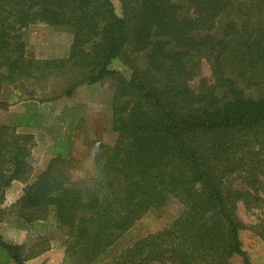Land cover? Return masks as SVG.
<instances>
[{
    "label": "trees",
    "instance_id": "1",
    "mask_svg": "<svg viewBox=\"0 0 264 264\" xmlns=\"http://www.w3.org/2000/svg\"><path fill=\"white\" fill-rule=\"evenodd\" d=\"M118 1L120 15L112 0H0V109L6 87L53 101L110 79L115 135L95 147L83 179L71 175L72 135H56L46 168L30 180L35 136L17 127L36 126L37 115L0 125V224L5 193L20 182L10 212L33 235L20 244L0 236V264L47 252L49 215L68 264H231L235 256L251 264L237 209L264 207V0ZM36 24L71 35L65 57L27 56L23 31ZM51 78L61 83L48 93ZM170 200L181 209L168 227L116 250ZM251 229L264 247V221Z\"/></svg>",
    "mask_w": 264,
    "mask_h": 264
},
{
    "label": "rangeland",
    "instance_id": "2",
    "mask_svg": "<svg viewBox=\"0 0 264 264\" xmlns=\"http://www.w3.org/2000/svg\"><path fill=\"white\" fill-rule=\"evenodd\" d=\"M112 4L115 12L120 15L119 1L112 0ZM23 37L27 56L36 59L65 57L71 42V35L67 31L39 24L26 28ZM110 68L127 74V68L119 61H114ZM199 76L208 82L211 80L209 64L206 61H201ZM198 80L189 83L193 90L197 89ZM59 83H61L59 79L51 78L44 90L51 92ZM95 85L84 86L88 88L77 92L72 98L62 96L53 101H46L47 96L44 94L47 93L43 90H39L33 99H28L21 91L14 93L11 87L3 89L2 100L7 103V107L0 109V125H13L14 118L19 115H37L36 126L17 127L19 133L30 132L35 136L36 144L31 149L29 159L30 180L46 168L52 156L53 139L58 134H70L73 137L74 166L71 169L73 179H83L93 173V154L96 146L114 143L115 135L111 131L112 83L107 79ZM19 187L14 193L20 191ZM15 199H5L2 204L6 213L0 224V236L8 243L20 244L32 240L33 235L16 228L15 215L10 212V206ZM180 209L175 200H170L164 208L149 211L120 239L116 250L120 251L140 238L165 229L178 216ZM237 216L245 227L239 232L243 251L246 252L251 264H264L263 243L251 229L252 226L260 225L264 221V207L261 210H247L239 205ZM47 224V235L50 239L48 250L50 255L47 260L51 264H68L63 253L64 233L56 227L51 215L47 219ZM231 264H242V260L235 256L231 259Z\"/></svg>",
    "mask_w": 264,
    "mask_h": 264
},
{
    "label": "crops",
    "instance_id": "3",
    "mask_svg": "<svg viewBox=\"0 0 264 264\" xmlns=\"http://www.w3.org/2000/svg\"><path fill=\"white\" fill-rule=\"evenodd\" d=\"M66 55H67V53H66ZM65 55V56H66ZM48 59H52V58H48ZM94 85L95 84H93L92 85V87H94ZM97 85H99V83L97 84L96 83V85L95 86H97ZM91 86V85H90ZM88 87H82V88H78L76 91H75V93L73 94V96H75L76 95V93L77 92H82V91H84L85 89H87ZM80 89V90H79ZM14 93H17L16 91L14 92ZM72 96V97H73ZM71 97V98H72ZM20 187H19V186ZM17 187H19L20 189V191H16V193H14L15 192V190H17L16 188ZM22 188H23V184H21L20 182H13L12 184H11V186H10V188L6 191V193H5V199L6 200H8V199H17L18 198V194L19 193H21V190H22ZM20 195V194H19ZM15 199V200H16ZM15 200H13V201H15ZM49 253H48V251L47 252H45V253H43V254H41L40 256H38V257H36V258H34V259H31V260H28L27 261V264H51V262L49 261V260H47V258L49 257Z\"/></svg>",
    "mask_w": 264,
    "mask_h": 264
}]
</instances>
